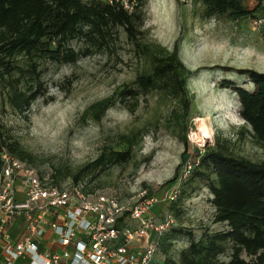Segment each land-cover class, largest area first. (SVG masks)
<instances>
[{"label": "rangeland", "instance_id": "obj_1", "mask_svg": "<svg viewBox=\"0 0 264 264\" xmlns=\"http://www.w3.org/2000/svg\"><path fill=\"white\" fill-rule=\"evenodd\" d=\"M256 3L244 0L249 10ZM204 11L202 0H146L136 42L118 27L107 48L80 54L75 62L39 60L44 94L22 113L10 105L9 86L0 77L3 135L22 153L4 149L42 176L49 174L56 183L76 182L73 174L80 167L103 150H124L123 136H130L128 160L108 162L77 182L83 184L86 192L113 195L125 205L144 191L154 198L152 208L157 219L171 216L172 227L182 233L175 236L166 253L160 251L163 234L149 233L133 244L137 252L147 242L158 239L159 248L150 264H164L166 257L178 262L180 252L192 240L227 229L225 222L214 221L209 180L205 176L192 177L198 154L218 147L252 161L264 160V145L253 138L251 128L239 115L237 94L221 85L223 80H230L235 86L253 90L248 75L240 70L264 72V19L257 26L255 21L261 16L206 17ZM174 43L180 60L191 72L187 77L191 101L185 146L180 139L185 129H180L171 114L173 109H179L175 98L160 89L140 93L129 111L126 105L131 99L119 94L124 85L136 87L134 80L139 73L151 70V53L171 50ZM69 45L83 51L89 44L73 39ZM16 60L18 65L26 66L25 57L19 55ZM16 75L13 71L12 76ZM19 87L26 86L20 83ZM114 93V104L95 120L89 111L91 104ZM201 129L206 130V137ZM200 170L214 179L211 170ZM172 200L176 202L171 204ZM24 219L18 216L8 225L6 233L11 239L27 235ZM48 236L54 238L50 229L41 237L42 242H47ZM121 243L115 240L114 246ZM228 245L219 254V261L229 259Z\"/></svg>", "mask_w": 264, "mask_h": 264}, {"label": "trees", "instance_id": "obj_2", "mask_svg": "<svg viewBox=\"0 0 264 264\" xmlns=\"http://www.w3.org/2000/svg\"><path fill=\"white\" fill-rule=\"evenodd\" d=\"M255 1L256 6L251 10L245 6L244 0H202V3L206 17L215 14L227 15L232 19L264 17V0ZM145 2L0 0V77L9 86L8 101L12 108L22 113L44 94L39 60L75 62L80 54L107 48L118 27L124 30L130 41L136 42L143 22ZM256 12L259 14L256 15ZM73 39H82L89 45L83 51L74 50L69 45ZM19 55L25 57L26 66L17 64ZM13 71L17 72L16 77L12 76ZM190 73L180 60L177 43H174L171 50L160 49L151 53V70L139 73L134 80L136 87L124 85L119 94L131 99L126 107L132 111L140 93L163 90L179 102V109H173L171 114L180 129L184 130L191 101L187 88ZM240 73L248 75L254 85L252 91L235 86L230 80H223L221 85L237 94L240 117L251 128L253 138L264 145V72L242 69ZM20 83L26 87L20 88ZM114 95L91 104L89 111L95 120H99L114 104ZM185 131L180 136L184 146L187 145ZM123 139L124 150H103L73 174L74 184L83 175L93 173L108 162L128 160L132 141L127 135ZM4 148L17 155L22 153L15 143L8 142L4 137L0 122V153ZM197 157L193 171L189 172L192 177L205 176L209 180L214 221L225 222L227 229L204 234L197 241L192 240L180 252L178 262L166 257L164 264H264V160L252 161L218 147H210ZM199 168L211 170L215 174L214 179ZM174 200L171 204L176 202ZM180 233V229L173 227L164 232L160 251L166 253L172 240ZM187 234L191 237L190 232ZM226 244H229L230 257L226 262L219 261V254L225 251Z\"/></svg>", "mask_w": 264, "mask_h": 264}, {"label": "built area", "instance_id": "obj_3", "mask_svg": "<svg viewBox=\"0 0 264 264\" xmlns=\"http://www.w3.org/2000/svg\"><path fill=\"white\" fill-rule=\"evenodd\" d=\"M257 19L260 26L264 17ZM83 187L80 182L56 183L3 149L0 264H150L158 239L137 252L133 244L149 233L160 236L171 229V216L157 219L154 198L144 191L125 205L116 196L85 193ZM18 216L25 217L28 233L13 240L6 229ZM48 229L54 238L46 237L43 244ZM115 240L122 243L114 246Z\"/></svg>", "mask_w": 264, "mask_h": 264}, {"label": "bare ground", "instance_id": "obj_4", "mask_svg": "<svg viewBox=\"0 0 264 264\" xmlns=\"http://www.w3.org/2000/svg\"><path fill=\"white\" fill-rule=\"evenodd\" d=\"M201 132L203 133V137H206V130L205 129H201Z\"/></svg>", "mask_w": 264, "mask_h": 264}]
</instances>
